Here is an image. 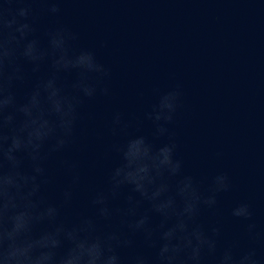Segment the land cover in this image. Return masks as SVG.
I'll use <instances>...</instances> for the list:
<instances>
[{
  "label": "clouds",
  "instance_id": "obj_1",
  "mask_svg": "<svg viewBox=\"0 0 264 264\" xmlns=\"http://www.w3.org/2000/svg\"><path fill=\"white\" fill-rule=\"evenodd\" d=\"M64 2L0 0V264H264V231L249 202L230 209L246 222V244L224 243L222 225L202 219L233 185L227 172L205 185L185 171L170 127L182 106L179 83L155 89L142 118L111 114L102 155L116 163L102 185L89 186L91 212L68 218L85 178L81 160L64 154L81 150L85 103L113 91L111 67L59 22ZM45 17L55 22L43 25ZM52 162L68 177L55 200L47 195Z\"/></svg>",
  "mask_w": 264,
  "mask_h": 264
},
{
  "label": "water",
  "instance_id": "obj_2",
  "mask_svg": "<svg viewBox=\"0 0 264 264\" xmlns=\"http://www.w3.org/2000/svg\"><path fill=\"white\" fill-rule=\"evenodd\" d=\"M60 7L59 22L80 34L77 46L94 49L111 67L113 91L111 99L85 103L81 150L64 154L81 160L85 178L68 218L91 212L89 186L102 185L116 163L115 154L102 155L113 140L111 114L120 110L127 118H142L155 89L179 83L182 106L170 127L185 171L205 185L227 172L233 185L221 195L217 213L205 212L202 219L222 225L224 243L239 238L246 244V222L230 215L243 200L264 231V0H65ZM26 87L18 89V99ZM143 130L149 132L150 125ZM49 167L55 182L47 195L55 200L68 177L55 162ZM258 250L264 255V246Z\"/></svg>",
  "mask_w": 264,
  "mask_h": 264
}]
</instances>
